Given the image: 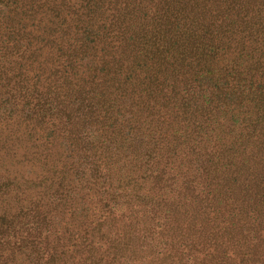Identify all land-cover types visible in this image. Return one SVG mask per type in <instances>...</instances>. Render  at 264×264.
Here are the masks:
<instances>
[{"label":"rangeland","instance_id":"obj_1","mask_svg":"<svg viewBox=\"0 0 264 264\" xmlns=\"http://www.w3.org/2000/svg\"><path fill=\"white\" fill-rule=\"evenodd\" d=\"M19 1H0V264H264L247 261L256 209L211 167L217 137L152 138L144 112L94 94L161 34L164 1Z\"/></svg>","mask_w":264,"mask_h":264},{"label":"trees","instance_id":"obj_2","mask_svg":"<svg viewBox=\"0 0 264 264\" xmlns=\"http://www.w3.org/2000/svg\"><path fill=\"white\" fill-rule=\"evenodd\" d=\"M2 1L15 6L10 11L20 2ZM162 1L163 31L151 30L161 33L159 41L155 38L140 52L130 40L132 53L140 52L141 60L128 57L123 66L122 56L112 59L113 75L105 73L112 79L110 89L97 87L100 81L94 94L101 104L123 100L144 112L152 138L217 137L218 149L225 153L215 155L211 167H223L220 182L237 185L240 180V197L256 209L255 216H248L264 228V5L254 8L264 0ZM26 11L34 16L51 8L42 0H29ZM131 22V36H144L143 27L135 29L138 20ZM8 33L17 37L19 30L10 26ZM237 39L240 55L234 54ZM147 65L151 70L144 74ZM124 67L133 74L122 78ZM254 237L255 254L247 261L257 262L264 260V232Z\"/></svg>","mask_w":264,"mask_h":264}]
</instances>
